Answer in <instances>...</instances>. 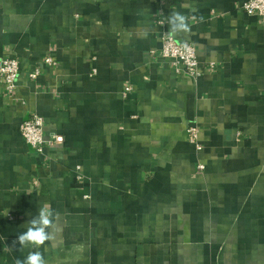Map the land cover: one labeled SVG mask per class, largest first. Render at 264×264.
<instances>
[{"label": "crops", "instance_id": "obj_1", "mask_svg": "<svg viewBox=\"0 0 264 264\" xmlns=\"http://www.w3.org/2000/svg\"><path fill=\"white\" fill-rule=\"evenodd\" d=\"M245 1L0 0V60L20 61L15 94L0 83V264L36 250L15 241L45 204L47 264H264V22ZM173 12L195 17L174 37L198 81L159 55ZM33 113L64 137L44 155L20 134Z\"/></svg>", "mask_w": 264, "mask_h": 264}, {"label": "built area", "instance_id": "obj_2", "mask_svg": "<svg viewBox=\"0 0 264 264\" xmlns=\"http://www.w3.org/2000/svg\"><path fill=\"white\" fill-rule=\"evenodd\" d=\"M242 9L248 15L258 16L264 22V0H246ZM163 58L171 61L178 74L186 75L194 81H198L202 76L203 68L198 58L196 46L192 42L179 41L170 34L162 37V46L159 52ZM44 63L48 66H55L57 62L52 56H46ZM213 67V64H210ZM41 74V70L36 68L29 73L31 79H36ZM20 75V61L16 56L8 55L0 60V83L4 86V92L8 97H12L17 89V82ZM132 91V86L128 85L124 89V96ZM20 134L26 143L40 155L45 154L48 146L61 144L64 137L61 134H52L50 138L45 136L44 118L33 113L20 124ZM188 140L201 150L199 143V128L197 125H190L187 129ZM197 170L202 172L205 170L203 163L197 164Z\"/></svg>", "mask_w": 264, "mask_h": 264}, {"label": "clouds", "instance_id": "obj_3", "mask_svg": "<svg viewBox=\"0 0 264 264\" xmlns=\"http://www.w3.org/2000/svg\"><path fill=\"white\" fill-rule=\"evenodd\" d=\"M195 20V17H189L180 12H173L168 16L167 23L169 25V34L175 36L179 33H187L190 29L189 21ZM201 22L203 18H200ZM59 214L54 211L49 205H42L38 213L27 221L26 231L20 233L17 241L20 251L24 248L36 249L29 251L24 259H16L15 264H47L43 252L39 249L46 242L55 239L54 231L57 228V219Z\"/></svg>", "mask_w": 264, "mask_h": 264}]
</instances>
